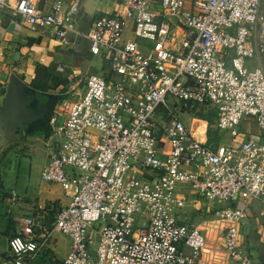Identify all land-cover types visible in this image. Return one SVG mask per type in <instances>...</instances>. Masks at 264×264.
Returning a JSON list of instances; mask_svg holds the SVG:
<instances>
[{"label": "built area", "instance_id": "built-area-1", "mask_svg": "<svg viewBox=\"0 0 264 264\" xmlns=\"http://www.w3.org/2000/svg\"><path fill=\"white\" fill-rule=\"evenodd\" d=\"M39 1L0 0V9L61 45L74 32L109 68L84 76L77 100L50 111L41 178L69 203L14 218L1 264H29L56 245V233L70 241L61 264H251L240 228L264 221L249 209L264 207V141H236V127L245 118L264 134V68L247 63L264 55V0H119L85 34L75 28L81 0H52L47 11ZM195 106L214 114L231 143L206 144L187 128L178 114ZM179 185L232 207L213 211L201 232L176 214Z\"/></svg>", "mask_w": 264, "mask_h": 264}, {"label": "rangeland", "instance_id": "rangeland-1", "mask_svg": "<svg viewBox=\"0 0 264 264\" xmlns=\"http://www.w3.org/2000/svg\"><path fill=\"white\" fill-rule=\"evenodd\" d=\"M112 1L106 0L107 5H110ZM83 22L88 23L87 19L83 20ZM136 41L138 44H147L146 41L140 39ZM249 60L251 61V65L254 66L253 59ZM99 62L102 63L99 66L100 68L108 64L107 61L103 62L100 60ZM81 70L80 78L69 77L78 85L81 84L84 76L90 74L100 75V72H96V69L90 66L89 62H82ZM64 74L56 71V76H60V78ZM56 82H58V79H56ZM61 87L60 94L69 91V95L66 98L71 102L77 100V94H82L84 91L81 85L77 88L75 87L71 92L70 86ZM11 102L12 104L10 103L11 105L6 107L8 109H5L1 106L0 100V264L4 260L8 250V239L12 234L11 228L14 218L27 215L38 206L47 207L46 209L49 211L55 210L60 206L58 201H56L58 199L62 205L69 203L59 185L45 182L41 178L42 170L47 163L50 153L49 147L52 145L54 136L53 127L48 129L47 126L49 123V113L45 117H42L36 127H25L24 124L28 120V115L19 108L18 99H14ZM172 102L177 108L182 106L179 101L172 100ZM199 112L200 110L191 113L182 111L178 116L198 139L206 140L209 130L213 129L210 126V121L204 119ZM33 117L35 120L36 117ZM244 120L245 118L236 127L238 133L236 141L240 140L241 134L244 133ZM251 124L253 125L250 127L262 133L255 123ZM36 128L38 132L34 131ZM220 140V143L228 144L231 143L232 137L227 132H223L220 133ZM137 179L141 180V177L137 175ZM176 191L180 193V196L184 197V207L176 210V214L184 217L188 224H194L201 232H208L207 221L213 215V211L232 207L231 202L201 199L197 197L196 192L189 186L179 185ZM249 209L254 216L256 215V211H264V207L258 201H251ZM143 223L144 218L136 219L134 228H143ZM54 240L56 245L50 244L48 246L50 250L46 249L44 253H40V255L32 259L29 264H61V261L69 252L70 241L67 236L61 233H56ZM247 245L250 246L248 243ZM247 245L244 244L242 248L248 254L250 248ZM185 253L187 254L188 252ZM260 258L259 261L261 262ZM228 262L230 264H238L232 260H228Z\"/></svg>", "mask_w": 264, "mask_h": 264}, {"label": "crops", "instance_id": "crops-1", "mask_svg": "<svg viewBox=\"0 0 264 264\" xmlns=\"http://www.w3.org/2000/svg\"><path fill=\"white\" fill-rule=\"evenodd\" d=\"M51 2L52 0H40V9L47 11ZM118 2L119 0H113L110 5H107L106 0H81L80 19L75 24V28L79 32L87 33L95 16L119 10ZM85 19L88 21L87 24L83 22ZM68 38L69 44L61 45L56 42L50 31H32L20 19L14 17L10 10L0 9V84L4 88L3 96L0 98L1 106L8 109L6 107L12 104L11 101L18 99V89L20 88L34 92H41L39 89H44L46 90L44 91L45 94L59 97L58 101L55 102L57 104L69 95V91L60 94L61 86H70L71 92L75 87L81 85L76 84L69 77L80 78L82 62H89L90 66L96 69V72H100V75L106 74L109 68L108 64L99 67L102 63L99 62V58L88 53V41L85 38L77 36L74 32H69ZM252 61L255 63L254 66L251 65L250 60L247 63L252 67L264 68V55L258 56ZM56 71L65 74L64 76L61 75L62 78H60V76H56ZM56 79H64L68 83H61V85L53 88L57 84ZM33 103L34 100L31 101V104ZM53 106L43 117L48 113L50 115ZM31 109L32 107L26 106V110L23 111L28 115L26 122L29 124L36 122L33 117L36 115ZM244 122L245 129L240 140L251 137L264 141V134L250 127L253 125L251 123H254L252 120L245 119ZM47 126L48 129L52 127L49 123ZM43 128L47 129L46 127ZM35 130L38 132L37 128ZM240 241L242 246L247 245V243L250 245L247 246L250 248L248 254H250L251 264H264V221L247 220L245 225L240 228ZM223 245V240L219 239L218 247L221 250ZM219 256L222 259L221 254ZM259 258L262 260L261 262ZM202 260L207 262L206 258H202ZM223 263L230 264L228 261L226 263L223 261ZM214 264H222V261Z\"/></svg>", "mask_w": 264, "mask_h": 264}, {"label": "trees", "instance_id": "trees-1", "mask_svg": "<svg viewBox=\"0 0 264 264\" xmlns=\"http://www.w3.org/2000/svg\"><path fill=\"white\" fill-rule=\"evenodd\" d=\"M56 82V81H55ZM57 84H55L53 86V88H55L58 85H61V83L67 84L68 81L67 80H58V82H56ZM39 91L41 92H34L33 90H26L25 89V94H27L28 96L33 97L34 100V114L36 115V122H33V124H29L28 122H25L24 126L25 127H36L38 122L42 119V117L44 116V114L55 104V102L58 101L59 97L56 96H52L49 94H45L44 89H39ZM200 110V115L203 116L204 119H208L211 123V127L213 130H209L207 137H206V144H216L218 143V141L220 140V133L218 132L217 129H214V121H215V116L214 114L211 113H205L203 107H199V106H195L192 109H189L188 112H194ZM47 208V207H46ZM14 223L12 224V234L10 237H12L14 235V227H13ZM10 235V234H9Z\"/></svg>", "mask_w": 264, "mask_h": 264}, {"label": "water", "instance_id": "water-1", "mask_svg": "<svg viewBox=\"0 0 264 264\" xmlns=\"http://www.w3.org/2000/svg\"><path fill=\"white\" fill-rule=\"evenodd\" d=\"M24 97H25V90L22 88L18 89L19 108L23 111L26 110V106H27V103H26ZM31 99H33V98H31Z\"/></svg>", "mask_w": 264, "mask_h": 264}, {"label": "flooded vegetation", "instance_id": "flooded-vegetation-1", "mask_svg": "<svg viewBox=\"0 0 264 264\" xmlns=\"http://www.w3.org/2000/svg\"><path fill=\"white\" fill-rule=\"evenodd\" d=\"M25 101H26V103H27V106L28 107H32V111L34 110V104H31V101H33V99H31V98H33V97H31V96H28L27 94H25Z\"/></svg>", "mask_w": 264, "mask_h": 264}]
</instances>
